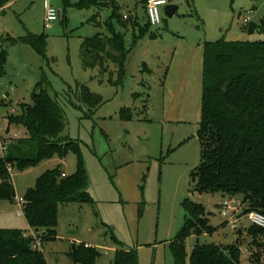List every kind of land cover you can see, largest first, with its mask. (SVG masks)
Masks as SVG:
<instances>
[{"label":"rangeland","instance_id":"obj_1","mask_svg":"<svg viewBox=\"0 0 264 264\" xmlns=\"http://www.w3.org/2000/svg\"><path fill=\"white\" fill-rule=\"evenodd\" d=\"M81 1L12 0L0 12V51L8 53L0 78V135L10 144L27 138L23 127L8 131V117L21 115L22 105H32V94L43 82L63 113L61 138L79 145L93 201L59 207L58 240L42 248L49 264H73L67 253L80 243L100 252L97 264H114L118 250L136 251L139 264H175L171 244L184 226L182 204L187 199L205 207L216 232L186 240V264L197 245H238L241 264H264V237L255 240L246 234L250 226L242 199L197 193L191 178L201 162L204 46L264 42V30L247 31L264 23V0H167L178 12L169 19L165 8L160 9L161 25L152 27L128 54L121 79L113 64L107 72L84 69L83 40L107 35L110 11H102L101 25L94 26L89 20L95 11L79 9ZM142 1L123 2L122 12L130 17L137 10L144 25L148 0L145 5ZM47 6L60 15L48 26ZM28 35L47 37L48 60L30 46H2L3 38ZM126 40L130 46L129 30ZM79 86L100 96L101 107L91 112L81 103ZM58 166L65 176L74 175L77 156L70 153L24 172L11 171L17 201L0 202V229L29 235L19 199ZM227 200L243 206L240 218L232 211L225 215Z\"/></svg>","mask_w":264,"mask_h":264},{"label":"trees","instance_id":"obj_2","mask_svg":"<svg viewBox=\"0 0 264 264\" xmlns=\"http://www.w3.org/2000/svg\"><path fill=\"white\" fill-rule=\"evenodd\" d=\"M12 0H0V9ZM146 0L141 4L145 5ZM119 0H82L79 9L94 10L89 24L100 26L102 11H110L105 22L107 35L98 34L83 40L81 60L86 71L101 69L109 64L117 66L118 78L124 76L128 54L152 29L137 13L124 20ZM132 32V43L127 45L126 32ZM262 26L250 27L249 33L263 31ZM154 36V35H153ZM4 45L30 46L45 61L47 37L28 35L24 38L1 40ZM8 53L0 51V78L5 75ZM79 101L91 112L101 107L103 100L86 86H79ZM32 105H22V114L8 117L10 127H23L27 138L12 142L5 157L0 158V202L15 204L17 194L11 171L24 172L42 162L57 157L65 159L70 153L77 156V170L65 176L61 166L47 171L34 188L23 197V216L31 230L41 233V249L45 243L57 241L59 207L69 204H93L87 192L88 178L81 159L79 145L62 139L63 113L39 83L32 94ZM129 119V117L127 118ZM198 138L201 162L192 173L194 191L200 194L222 193L232 198L242 197L245 214L264 215V42L243 43L218 41L206 43L203 62L202 121ZM185 223L171 244L175 264H186L185 242L189 237H200L216 232L206 217V209L189 199L182 204ZM246 234L264 237V229L250 226ZM255 243V242H254ZM35 240L21 230L0 229V264H49L43 249H35ZM67 257L73 264H97L100 252L86 244H72ZM253 258L259 261V254ZM190 264H241L238 245H197L189 258ZM114 264H139L136 251L118 250Z\"/></svg>","mask_w":264,"mask_h":264},{"label":"built area","instance_id":"obj_3","mask_svg":"<svg viewBox=\"0 0 264 264\" xmlns=\"http://www.w3.org/2000/svg\"><path fill=\"white\" fill-rule=\"evenodd\" d=\"M120 2H130L132 0H119ZM166 6H168V1L167 0H148V4L146 6V15L148 18V22L150 23L151 27H158L161 25L162 23V19H161V13H160V9L161 8H165ZM46 18H45V22L48 26V24L55 22L59 19L60 15L56 12V10H54L51 6H47L46 9ZM123 14V18L124 20L128 19V15L125 14L124 12H122ZM245 23H248V19H245L244 21ZM10 143L6 142L0 135V158H3L6 156L8 149H9ZM20 205L21 208L24 204L23 200H20ZM241 207V204L239 202H236L234 200H227L225 201L224 205H223V209L225 211V215L229 212V211H237V209H239ZM243 207V206H242ZM241 207V208H242ZM23 215V212H22ZM234 216V214H233ZM247 217V221L249 226H253V227H258L261 229H264V215L258 212H251L249 214L246 215ZM40 235L41 233H36V232H32L30 234V236L35 240V249H41V242H40Z\"/></svg>","mask_w":264,"mask_h":264},{"label":"crops","instance_id":"obj_4","mask_svg":"<svg viewBox=\"0 0 264 264\" xmlns=\"http://www.w3.org/2000/svg\"><path fill=\"white\" fill-rule=\"evenodd\" d=\"M10 6V3L7 5V6H5L4 8H2V9H0V12L2 11V10H4V9H6V8H8ZM11 130V127H10V129H9V131ZM25 139V138H24ZM24 197V196H23ZM23 197L22 198H20L19 199V201L20 200H23ZM230 197V196H229ZM236 199H242L243 200V198L242 197H235ZM229 199V198H228ZM17 201V200H16ZM233 214H234V217H237V218H240L241 216H242V214H243V212H242V208L240 207L239 209H237V211H233L232 212ZM245 216V215H244ZM29 227V226H28ZM29 235L32 233V232H34L33 230H31L30 228H29ZM57 240H58V234H57ZM86 245H88V244H86ZM89 246V245H88ZM45 254V253H44ZM46 256V255H45ZM47 259V258H46ZM47 262H48V260H47ZM49 263V262H48ZM64 263V262H63ZM62 262H60L59 260H57L56 261V263L55 264H63ZM67 264H70V262H66ZM65 263V264H66Z\"/></svg>","mask_w":264,"mask_h":264},{"label":"water","instance_id":"obj_5","mask_svg":"<svg viewBox=\"0 0 264 264\" xmlns=\"http://www.w3.org/2000/svg\"><path fill=\"white\" fill-rule=\"evenodd\" d=\"M177 12H178V7L176 6L168 5L165 7V15L169 19L173 18Z\"/></svg>","mask_w":264,"mask_h":264}]
</instances>
